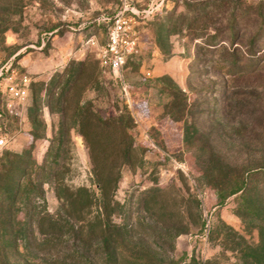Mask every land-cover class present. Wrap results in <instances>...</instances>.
<instances>
[{
	"label": "rangeland",
	"instance_id": "1",
	"mask_svg": "<svg viewBox=\"0 0 264 264\" xmlns=\"http://www.w3.org/2000/svg\"><path fill=\"white\" fill-rule=\"evenodd\" d=\"M122 1L0 0V264H264V0H165L114 75Z\"/></svg>",
	"mask_w": 264,
	"mask_h": 264
},
{
	"label": "built area",
	"instance_id": "2",
	"mask_svg": "<svg viewBox=\"0 0 264 264\" xmlns=\"http://www.w3.org/2000/svg\"><path fill=\"white\" fill-rule=\"evenodd\" d=\"M165 0H155L147 7H138L127 0H123L119 8L104 20L105 41L101 44L95 38L88 42L97 46V58L103 70L118 75L127 62L129 56L135 54L139 47L137 26L139 23L159 11ZM9 94L19 100H24L28 94L25 83L21 86L8 87ZM5 145L0 138V148Z\"/></svg>",
	"mask_w": 264,
	"mask_h": 264
},
{
	"label": "trees",
	"instance_id": "3",
	"mask_svg": "<svg viewBox=\"0 0 264 264\" xmlns=\"http://www.w3.org/2000/svg\"><path fill=\"white\" fill-rule=\"evenodd\" d=\"M0 182H2V181L0 180ZM6 200L9 201V202H11L10 198H6Z\"/></svg>",
	"mask_w": 264,
	"mask_h": 264
}]
</instances>
